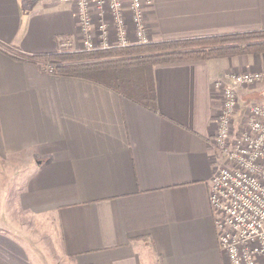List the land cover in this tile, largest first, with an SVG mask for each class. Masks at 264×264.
I'll list each match as a JSON object with an SVG mask.
<instances>
[{"label": "crops", "instance_id": "0c3cea01", "mask_svg": "<svg viewBox=\"0 0 264 264\" xmlns=\"http://www.w3.org/2000/svg\"><path fill=\"white\" fill-rule=\"evenodd\" d=\"M145 9L153 41L264 29V0H152ZM79 22L68 2L0 0V42L27 54L78 46ZM235 62L252 70L264 53L153 67V110L0 47V207L2 170L14 158L24 165L15 207L51 221L59 264H230L209 193L223 106L215 82ZM254 84L238 94L261 97ZM3 236L15 246L0 238V264L35 263L24 243Z\"/></svg>", "mask_w": 264, "mask_h": 264}, {"label": "built area", "instance_id": "2783aa9c", "mask_svg": "<svg viewBox=\"0 0 264 264\" xmlns=\"http://www.w3.org/2000/svg\"><path fill=\"white\" fill-rule=\"evenodd\" d=\"M141 3L132 0L129 4L136 37L132 40L124 0H78L73 8L82 30H86L83 46L93 47V34L102 37L101 45L89 50L151 41ZM69 44L63 42L60 49ZM254 83H264V70L227 74L225 80L215 82L223 106L212 142L218 162L209 195L218 246L230 264H264V102L250 100L242 109L238 96L240 87Z\"/></svg>", "mask_w": 264, "mask_h": 264}, {"label": "trees", "instance_id": "16d2710c", "mask_svg": "<svg viewBox=\"0 0 264 264\" xmlns=\"http://www.w3.org/2000/svg\"><path fill=\"white\" fill-rule=\"evenodd\" d=\"M0 47L5 52H11L14 58L37 61L45 66L50 60L58 61L51 73L99 82L122 96L157 110L153 67L264 53V29L151 40L124 48L98 51L60 49L53 53L27 54L1 42Z\"/></svg>", "mask_w": 264, "mask_h": 264}, {"label": "rangeland", "instance_id": "374dc122", "mask_svg": "<svg viewBox=\"0 0 264 264\" xmlns=\"http://www.w3.org/2000/svg\"><path fill=\"white\" fill-rule=\"evenodd\" d=\"M62 2H68L67 0H60ZM72 1V6L75 5V3L77 4L78 0H70ZM132 0H129V3H131ZM149 1V2H147ZM75 2V3H74ZM71 3V2H68ZM152 3V0H142V3L144 5V11L143 14L145 16V12L146 9L145 7H147V5H150ZM108 12H110L108 10ZM124 15H126V10L123 11ZM142 16V18H144L145 24L146 20L145 17ZM95 18V15H94ZM93 18V20L95 22H97V20H95ZM80 24V28H81V38L79 41V45L76 46H70L72 45V42L70 41V44L66 46L67 49L65 50H77V51H98V50H109V49H115V48H124L127 46H119V47H111L110 48H99V49H95V50H89L88 48H94V46H100L101 45V36L93 34L90 36V39L92 41V45L93 47H89L86 48L84 45V39L86 38L84 34L86 30H82L83 24H81V22H79ZM96 26V24H94ZM94 26V27H95ZM135 30V29H134ZM133 30V31H134ZM135 32V31H134ZM111 40H113V34L111 36ZM136 38V37H134ZM148 38V37H147ZM150 40V39H149ZM67 41V40H66ZM64 41V42H66ZM119 42V41H118ZM107 43V42H106ZM115 43H117L115 41ZM114 43V44H115ZM147 43V42H146ZM106 46V45H105ZM61 47V46H60ZM78 47V48H77ZM109 47V46H108ZM65 48V46H63L62 50ZM85 48V49H83ZM88 49V50H86ZM60 50V48H59ZM64 52V51H63ZM62 63V62H61ZM66 63V62H63ZM71 63V62H69ZM58 64V61H49V64L46 66L49 73L51 71H53L52 69ZM250 64V63H249ZM234 67L229 68L227 74L231 75L233 73H238V72H242V71H248L246 69H248L245 65V63H240V62H235ZM253 68L252 70H264V64L261 66L258 65H251ZM51 69V70H50ZM225 77H223L222 79L225 80ZM256 85L257 89H259L258 91H264V83H257L254 84ZM260 87V88H259ZM254 86L252 85V88H248V87H242L243 91H250L251 89H253ZM250 89V90H249ZM246 95V93L244 94ZM239 100H240V105L242 106V109L247 106V102H249L250 100H258L261 102H264V94H262L261 97L258 96H249V97L245 98V97H241V94L239 95ZM249 98V99H248ZM12 159L14 158H9L8 160V164H5L7 166L6 170H2V174L4 175V181H3V199L1 201L2 206L0 207V230L2 231L0 238H2V240L4 239L3 234H8V235H12V237L17 238L18 241L24 243L25 249L27 251V254H30V258L29 260L31 262H35L34 264H44L45 261H50V263H56L59 264V261L57 257H56V253L55 251H57L56 249V245H57V240L56 238H58L57 234H56V230H54L52 228V223L49 219H43V218H37V217H33V216H29L28 214H26L25 212H23L20 209H17L15 207V198H16V194L19 191L18 189H20L21 184H22V179H20V172L22 171L20 168L22 166H24L23 164H21L22 162L20 161L19 163H17V159H14V163H12ZM13 239H7L3 240V244H7L8 246V250H10L11 245L15 246V244L12 242ZM6 247V245H4V248ZM55 258V259H54ZM45 259V261H44ZM62 262V261H61ZM63 263V262H62Z\"/></svg>", "mask_w": 264, "mask_h": 264}]
</instances>
